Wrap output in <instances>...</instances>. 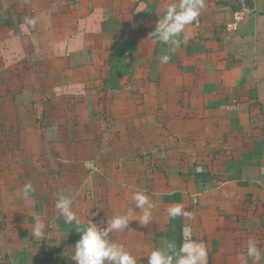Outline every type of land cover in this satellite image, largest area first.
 I'll return each mask as SVG.
<instances>
[{
    "label": "crops",
    "instance_id": "obj_1",
    "mask_svg": "<svg viewBox=\"0 0 264 264\" xmlns=\"http://www.w3.org/2000/svg\"><path fill=\"white\" fill-rule=\"evenodd\" d=\"M171 3L0 0V264H77L61 194L81 224L132 209L109 238L137 264L174 241L178 204L207 264H252L249 239L264 257V0L235 30L237 2L205 0L174 52L155 35ZM137 191L154 205L146 226ZM37 215L56 226L41 240Z\"/></svg>",
    "mask_w": 264,
    "mask_h": 264
},
{
    "label": "clouds",
    "instance_id": "obj_2",
    "mask_svg": "<svg viewBox=\"0 0 264 264\" xmlns=\"http://www.w3.org/2000/svg\"><path fill=\"white\" fill-rule=\"evenodd\" d=\"M205 7V0H178L177 3L169 4L160 17L155 28V35L162 44L170 45L169 51L174 52L180 45L178 39L187 26L198 24V17ZM37 18H24V25L35 27ZM161 63H167L170 55L164 54L160 57ZM201 171V169H197ZM32 191V185L26 184L23 192L27 198ZM135 207L142 210V215L138 217L140 224L148 225L151 220V209L153 203L149 196L143 191L133 194ZM73 201L61 194L59 195L55 208L58 214L63 217L65 224L71 225L75 222L76 231L81 234V238L75 244V252L72 257L77 264H137L135 256L126 251L124 246L112 241L110 233L128 228L132 209L124 215H117L107 220L108 227L103 228L101 224L89 220L86 224H81L77 214L72 211ZM168 216L175 219L178 216L190 217L191 213L183 210V205H174L167 210ZM32 229V236L36 240L44 238L46 228L55 230V225H45L37 215ZM184 243L177 249L175 241H169L164 247L154 249L148 255V264H207V249L203 243L192 239L191 226H184L182 229ZM247 257L251 258L252 264H260L264 259L255 240L249 239L247 243ZM242 264H247L244 256L240 257Z\"/></svg>",
    "mask_w": 264,
    "mask_h": 264
},
{
    "label": "built area",
    "instance_id": "obj_3",
    "mask_svg": "<svg viewBox=\"0 0 264 264\" xmlns=\"http://www.w3.org/2000/svg\"><path fill=\"white\" fill-rule=\"evenodd\" d=\"M237 2L239 7L234 11V21L227 24L228 30L237 29L238 25L245 19V16L250 12L247 6V0H231Z\"/></svg>",
    "mask_w": 264,
    "mask_h": 264
},
{
    "label": "trees",
    "instance_id": "obj_4",
    "mask_svg": "<svg viewBox=\"0 0 264 264\" xmlns=\"http://www.w3.org/2000/svg\"><path fill=\"white\" fill-rule=\"evenodd\" d=\"M182 229H183L182 217L178 216L175 219L172 218L171 225L168 230V235L171 240L175 241L177 245V249L183 244Z\"/></svg>",
    "mask_w": 264,
    "mask_h": 264
}]
</instances>
